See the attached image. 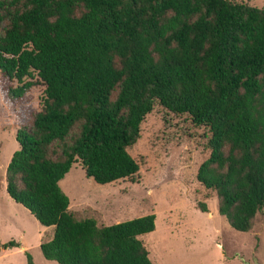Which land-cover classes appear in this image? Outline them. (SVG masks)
Returning <instances> with one entry per match:
<instances>
[{"label":"trees","instance_id":"obj_1","mask_svg":"<svg viewBox=\"0 0 264 264\" xmlns=\"http://www.w3.org/2000/svg\"><path fill=\"white\" fill-rule=\"evenodd\" d=\"M0 25V94L16 119L17 145L5 193L52 228L38 246L45 261L151 264L139 238L153 232V214L97 227L68 212L58 183L73 163L96 185L131 179L138 165L128 149L154 106L205 131L208 155L195 180L214 193L230 229H251L264 206V7L0 0ZM35 85L43 87L37 111L29 106Z\"/></svg>","mask_w":264,"mask_h":264},{"label":"rangeland","instance_id":"obj_2","mask_svg":"<svg viewBox=\"0 0 264 264\" xmlns=\"http://www.w3.org/2000/svg\"><path fill=\"white\" fill-rule=\"evenodd\" d=\"M263 8L264 0H230ZM3 25H0V35ZM29 106L41 108L43 87L29 91ZM16 119L0 94V264H55L43 260L38 246L52 236L5 193V169L17 145ZM52 159L59 158L56 143ZM138 171L131 179L96 185L73 163L58 187L76 220L92 219L97 227L154 215L153 232L141 236L151 264H264V206L251 229L239 233L216 212V198L195 180L198 166L207 158L203 129L186 116H174L154 106L140 125L138 139L128 149ZM205 207L201 213L197 205ZM13 242L15 248L2 246Z\"/></svg>","mask_w":264,"mask_h":264},{"label":"crops","instance_id":"obj_3","mask_svg":"<svg viewBox=\"0 0 264 264\" xmlns=\"http://www.w3.org/2000/svg\"><path fill=\"white\" fill-rule=\"evenodd\" d=\"M44 260V259H43Z\"/></svg>","mask_w":264,"mask_h":264}]
</instances>
